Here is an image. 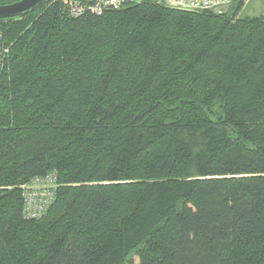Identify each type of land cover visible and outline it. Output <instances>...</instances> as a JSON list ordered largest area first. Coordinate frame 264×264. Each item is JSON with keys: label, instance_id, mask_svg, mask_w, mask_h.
Listing matches in <instances>:
<instances>
[{"label": "trees", "instance_id": "trees-1", "mask_svg": "<svg viewBox=\"0 0 264 264\" xmlns=\"http://www.w3.org/2000/svg\"><path fill=\"white\" fill-rule=\"evenodd\" d=\"M235 1L0 20V264H264V14Z\"/></svg>", "mask_w": 264, "mask_h": 264}, {"label": "built area", "instance_id": "built-area-1", "mask_svg": "<svg viewBox=\"0 0 264 264\" xmlns=\"http://www.w3.org/2000/svg\"><path fill=\"white\" fill-rule=\"evenodd\" d=\"M51 4L59 2L63 10L73 18L89 14L100 16L106 11H117L122 7L137 3L138 0H48ZM169 9L182 12H217L226 8L232 0H156ZM10 45L4 43L0 32V68L9 54ZM58 187L55 173L34 177L22 185V216L25 220L42 218L55 197Z\"/></svg>", "mask_w": 264, "mask_h": 264}, {"label": "rangeland", "instance_id": "rangeland-1", "mask_svg": "<svg viewBox=\"0 0 264 264\" xmlns=\"http://www.w3.org/2000/svg\"><path fill=\"white\" fill-rule=\"evenodd\" d=\"M142 0H138L140 3ZM237 6V1H232L229 6L214 14L229 15L234 14ZM173 10V9H171ZM264 14V0H242V7L235 14L236 19L251 18ZM134 264H138L137 258H134Z\"/></svg>", "mask_w": 264, "mask_h": 264}, {"label": "water", "instance_id": "water-1", "mask_svg": "<svg viewBox=\"0 0 264 264\" xmlns=\"http://www.w3.org/2000/svg\"><path fill=\"white\" fill-rule=\"evenodd\" d=\"M46 0H20L16 3L0 6V20L13 19L26 14Z\"/></svg>", "mask_w": 264, "mask_h": 264}]
</instances>
